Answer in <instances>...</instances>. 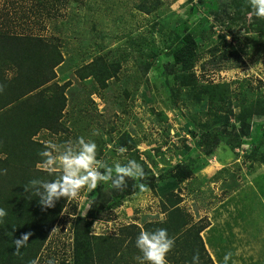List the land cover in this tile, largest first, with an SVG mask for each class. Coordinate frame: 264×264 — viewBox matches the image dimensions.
<instances>
[{"label":"rangeland","instance_id":"rangeland-1","mask_svg":"<svg viewBox=\"0 0 264 264\" xmlns=\"http://www.w3.org/2000/svg\"><path fill=\"white\" fill-rule=\"evenodd\" d=\"M157 1L150 14L138 9ZM225 4L226 0H0L2 30L42 34L63 56L54 82L66 86V107L60 131L43 128L35 136L43 150L49 141L62 145L82 136L95 141L98 164L136 160L144 168V177L135 178L137 192L95 220L93 234L111 235L124 225L164 221L165 195L174 192L194 220L210 221L202 235L216 264H224L229 252L228 264H264V161L252 155L246 144L250 139L235 149L221 143L208 154L215 134L226 130L225 138L239 137L238 121L231 117L216 125L210 102L197 100L192 86L177 88L175 75H169L173 49L190 32L198 47L190 72L198 84L230 83L234 93L244 85L254 96H264V33L252 26L253 12L232 23L227 15L233 16L234 8L226 10ZM99 55L119 64L106 86L78 75ZM6 75L11 78L15 71ZM42 89L47 97L54 92ZM234 112L239 115L240 108ZM222 114L228 115L226 109ZM260 125L264 112L253 117V134ZM126 134L137 144L123 146ZM179 163L193 169L181 183L173 178ZM37 169L62 172L59 160L51 169L43 163ZM150 181L154 189L146 185ZM102 184L91 190L85 186L76 197L70 196L40 263L71 262L74 220L87 214ZM106 184L105 192L110 193L111 182Z\"/></svg>","mask_w":264,"mask_h":264},{"label":"trees","instance_id":"trees-1","mask_svg":"<svg viewBox=\"0 0 264 264\" xmlns=\"http://www.w3.org/2000/svg\"><path fill=\"white\" fill-rule=\"evenodd\" d=\"M60 1V0H58ZM40 3V2H38ZM226 10L234 8L233 16L227 17L232 23L245 20L246 14L254 13L248 0L229 1ZM38 5H33L37 7ZM138 9L150 14L159 5L155 2L151 7L146 3ZM218 15V12H215ZM258 31L264 33V18L254 13ZM233 17V18H232ZM5 24V23H3ZM250 25V24H249ZM5 29V27H2ZM0 28V208L7 215L0 219V264H48L40 263L41 253L46 248L61 215L67 206L68 197H61L55 207L43 210L38 204L36 185L33 180H52L62 172L37 169V164L44 158L38 155L43 150L42 144L35 140L37 133L43 128L58 132L60 118L66 107L65 85L55 83L56 68L63 62V56L53 41L42 34L11 33ZM181 37L179 35L178 39ZM55 39V38H54ZM182 44L173 49V61L168 65L169 75H175L177 88L186 89L192 86L198 94L197 100H208L211 105L215 124L229 122L235 117L240 126L239 137L229 135L227 131L215 134V140L209 145L208 154L221 143H227L235 149L250 139L253 156L264 161V125H260L253 134L251 123L254 116L264 112V96H254L250 88L244 85L234 93L230 83L198 84L195 73L190 71L197 62V42L192 33L182 35ZM231 54L230 52H224ZM119 69L105 57L99 55L92 62L78 70L82 79L94 78L98 84L107 85ZM14 70L15 75L7 78L6 71ZM48 87L54 92L46 96L42 88ZM39 91V92H38ZM183 94L180 93V96ZM240 108L239 115L234 109ZM226 109L228 115L222 114ZM225 135V136H224ZM136 140L128 134L122 137L123 146H129ZM263 149V151H262ZM173 178L181 183L193 174L187 163H179L175 167ZM142 181V180H141ZM154 189L150 181L146 184ZM107 184L97 189L96 197L91 201L85 216L77 215L74 220L72 260L61 264H139L135 259L139 250L135 246L136 236L142 230L154 231L166 228L174 238L175 245L167 254L169 264H193V257L199 255L198 264H216L209 253L202 233L211 226L210 221L193 219L182 206L183 199L174 192L165 195L168 204H164L167 215L164 221H149L143 226L128 224L120 227L115 234L95 235L92 233L93 222L108 209L118 205L138 190V182L125 177L123 185L112 187L106 193ZM31 232L26 246L16 251L14 240L22 233ZM55 261V259H52ZM60 264V263H56Z\"/></svg>","mask_w":264,"mask_h":264},{"label":"clouds","instance_id":"clouds-1","mask_svg":"<svg viewBox=\"0 0 264 264\" xmlns=\"http://www.w3.org/2000/svg\"><path fill=\"white\" fill-rule=\"evenodd\" d=\"M251 7L257 17L264 18V0H251ZM2 90V88H0ZM53 151L58 155H53ZM44 158L43 165L49 169L59 160L62 174L52 180H33L36 185L38 204L43 210L55 207L61 197H76L81 188L95 189L100 182H111L112 187L123 185L125 177L142 178L145 175L143 166L136 160H129L126 164L115 163L109 166L106 163L98 164L96 160L97 145L95 141L78 137L74 142L69 140L62 145L49 141L48 147L38 153ZM98 164V167L95 166ZM103 168L104 171H99ZM144 185H140L143 189ZM7 215L4 208H0V219ZM31 232H25L14 240L16 251L26 246ZM175 240L168 234L166 228H157L154 231L142 230L135 239V246L139 255L135 259L139 264H169L167 254L173 249ZM231 253H225L224 264H228ZM199 255L193 257V264H198ZM32 264H37L34 260ZM48 264H56L49 259Z\"/></svg>","mask_w":264,"mask_h":264}]
</instances>
